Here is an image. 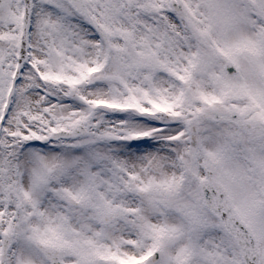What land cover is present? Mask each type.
<instances>
[{"label": "snow or ice", "instance_id": "snow-or-ice-1", "mask_svg": "<svg viewBox=\"0 0 264 264\" xmlns=\"http://www.w3.org/2000/svg\"><path fill=\"white\" fill-rule=\"evenodd\" d=\"M0 264H264V0H0Z\"/></svg>", "mask_w": 264, "mask_h": 264}]
</instances>
